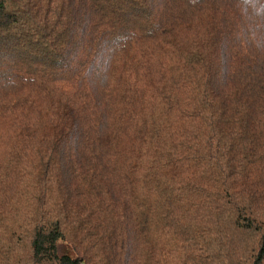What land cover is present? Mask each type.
<instances>
[{
  "label": "trees",
  "instance_id": "trees-1",
  "mask_svg": "<svg viewBox=\"0 0 264 264\" xmlns=\"http://www.w3.org/2000/svg\"><path fill=\"white\" fill-rule=\"evenodd\" d=\"M0 264H264V0H0Z\"/></svg>",
  "mask_w": 264,
  "mask_h": 264
}]
</instances>
